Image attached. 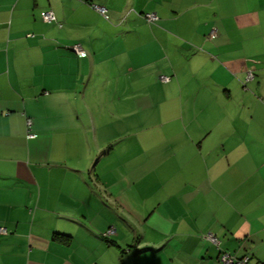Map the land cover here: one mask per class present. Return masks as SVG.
Segmentation results:
<instances>
[{
  "label": "crops",
  "instance_id": "crops-1",
  "mask_svg": "<svg viewBox=\"0 0 264 264\" xmlns=\"http://www.w3.org/2000/svg\"><path fill=\"white\" fill-rule=\"evenodd\" d=\"M0 227V264H264V0H0Z\"/></svg>",
  "mask_w": 264,
  "mask_h": 264
},
{
  "label": "built area",
  "instance_id": "built-area-1",
  "mask_svg": "<svg viewBox=\"0 0 264 264\" xmlns=\"http://www.w3.org/2000/svg\"><path fill=\"white\" fill-rule=\"evenodd\" d=\"M95 8L97 11H99L103 16H105L106 18H108V10L106 7L104 6H100V5H95ZM143 17L147 20V22L154 24L158 21L159 17L156 13H144ZM43 19L51 24H57L59 25V27L62 26V24L58 21L55 13L53 10H47L44 15H43ZM210 37L212 39L217 37V32L213 31L210 35ZM73 52L78 55L79 57H85L87 54L84 51V49L79 45L76 44L72 47ZM254 77V73L252 71L248 72L247 75V80L253 79ZM160 79L162 81H169L170 77L167 76H161ZM32 122L29 120L28 121V126L29 128L31 127ZM28 137L29 138H33L35 137V135L33 133H31L29 131L28 133ZM0 233H7V229L4 227H0ZM116 233V229L115 228H110L107 232L104 233V237L109 238L111 237L113 234ZM204 238L211 241L212 243H214L215 245H217L218 247L220 246V240L219 238L212 234V233H208L206 235H204ZM220 263L221 264H262L261 262H256L253 261L252 256H250L249 254L243 255V256H236L228 251H222L220 254Z\"/></svg>",
  "mask_w": 264,
  "mask_h": 264
},
{
  "label": "bare ground",
  "instance_id": "bare-ground-1",
  "mask_svg": "<svg viewBox=\"0 0 264 264\" xmlns=\"http://www.w3.org/2000/svg\"><path fill=\"white\" fill-rule=\"evenodd\" d=\"M48 23V22H47ZM50 24V23H49Z\"/></svg>",
  "mask_w": 264,
  "mask_h": 264
},
{
  "label": "trees",
  "instance_id": "trees-1",
  "mask_svg": "<svg viewBox=\"0 0 264 264\" xmlns=\"http://www.w3.org/2000/svg\"><path fill=\"white\" fill-rule=\"evenodd\" d=\"M87 54V53H86Z\"/></svg>",
  "mask_w": 264,
  "mask_h": 264
}]
</instances>
